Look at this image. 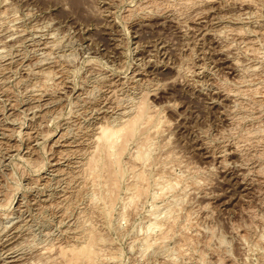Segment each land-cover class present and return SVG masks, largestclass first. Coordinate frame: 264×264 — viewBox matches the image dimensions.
Here are the masks:
<instances>
[{
	"label": "rangeland",
	"instance_id": "rangeland-1",
	"mask_svg": "<svg viewBox=\"0 0 264 264\" xmlns=\"http://www.w3.org/2000/svg\"><path fill=\"white\" fill-rule=\"evenodd\" d=\"M141 103L111 207L94 145ZM90 231L95 264H264V0H0V264Z\"/></svg>",
	"mask_w": 264,
	"mask_h": 264
},
{
	"label": "bare ground",
	"instance_id": "bare-ground-1",
	"mask_svg": "<svg viewBox=\"0 0 264 264\" xmlns=\"http://www.w3.org/2000/svg\"><path fill=\"white\" fill-rule=\"evenodd\" d=\"M80 1V0H79ZM186 1V0H185ZM79 4V3H78ZM149 105V104H148ZM147 105V106H148ZM135 106H137V105H135ZM147 106H145L144 105V103H141V105H138V108H136L137 109V111L135 112V115H134V117L133 118H130L128 121H124L125 123H123L122 122V125H120V126H116L117 128H115V127H112V126H103V128H99L100 130H101V132H99L98 134V138H97V136H96V138L99 140L98 142H97V145H94L95 147H97V148H100V149H103L102 150V152H100V153H97V154H100L101 155V153H104V151H105V153H107L106 154V156L105 157H107V155H108V157L107 158H105V159H103L104 161H106L107 159H108V161H106L105 163L107 164V165H109V166H106V167H110L111 165L110 164H112V165H115V166H117V169H114L113 171H111V173L109 172V173H107V178H104V180L105 179H107L106 180V183H107V185H108V190H107V192H108V194H107V199L108 200H110V204H108V205H111V207L113 206V205H115V204H113L114 202L116 203L117 201L115 200L114 201V199L113 198H116L115 196H114V194H115V192H118V191H116V190H119L117 187H118V181H119V179L123 176V168H122V165H121V158H120V156L124 153L123 151H125L124 149H125V146H128V145H126V142H128L129 140L128 139H130V138H132L131 136H134V130H135V126L137 125L138 126V123H136L137 121H138V119L137 118H140V117H137V116H139V115H141L142 117H144V120L145 119H150V117H152L150 114H149V109L147 108ZM134 108V107H133ZM152 112V111H151ZM157 115V114H156ZM130 117H132V116H130ZM154 117V116H153ZM152 117V118H153ZM127 118V117H126ZM125 118V119H126ZM152 118H151V120H152ZM155 119V118H154ZM154 119L152 120V121H154ZM134 120H136V122L134 121ZM143 120V121H144ZM156 121V120H155ZM140 122V121H139ZM152 123V122H151ZM142 124H143V122H142ZM155 124H157V123H155ZM161 124V123H160ZM110 125V124H109ZM151 124H149L148 123V126H150ZM158 125V124H157ZM115 126V125H114ZM156 127V126H155ZM160 128V127H159ZM153 130H155L154 128H153ZM152 130V131H153ZM157 130V129H156ZM147 131V130H146ZM145 131V132H146ZM140 132V131H139ZM142 132V131H141ZM151 133V132H150ZM149 133V134H150ZM142 134V133H141ZM129 135H130V137H129ZM138 136V135H137ZM150 137H152V136H150ZM144 138V137H143ZM141 139V138H140ZM94 140H96V139H94ZM93 140V141H94ZM101 141V142H100ZM143 141L145 142V140L143 139ZM91 142V141H90ZM100 142V143H99ZM130 143V142H129ZM94 144V143H93ZM147 143H145V145H146ZM142 145H144V143L142 144ZM152 145V144H151ZM150 145V146H151ZM149 146V147H150ZM96 148V150H98L99 151V149H97ZM145 148V147H144ZM143 148V149H144ZM92 149V148H91ZM141 150H143L142 148H140ZM152 149V148H151ZM150 149H148V151H149ZM139 151V150H138ZM90 152H92V151H90ZM97 152V151H96ZM94 154H96V153H94ZM88 155V154H87ZM90 155V154H89ZM105 155V154H104ZM138 156L137 157H135L137 160H138V158H139V160L143 157H146V156H143L144 154H143V151L141 152V151H139V153L137 154ZM145 155H146V153H145ZM92 156V155H91ZM135 156V155H134ZM150 156V155H149ZM94 157H96L95 155H94ZM97 157H99L98 155H97ZM99 158H101V157H99ZM98 158V159H99ZM103 158V157H102ZM110 158V159H109ZM92 159H94V160H96L95 158H92ZM98 159L96 160V161H94V165L95 166H97V168H100V170H102V171H104V166H102V165H106V164H103L102 163V165L100 164V161H98ZM151 159V158H150ZM135 160V159H134ZM136 160V161H137ZM143 160V159H142ZM89 159H88V163H89ZM146 161V160H145ZM92 162H93V160H92ZM92 162L90 163V165L92 164ZM109 164H108V163ZM131 165V164H130ZM145 166V165H144ZM88 167V166H87ZM111 167H114V166H111ZM107 169V168H106ZM105 169V170H106ZM110 168H108V170H109ZM113 169V168H112ZM111 169V170H112ZM96 170V169H95ZM102 171H100V173H102ZM135 171H136V169H135ZM142 171V170H141ZM108 172V171H107ZM134 172V171H133ZM143 173H144V171H142ZM147 172V171H146ZM145 172V173H146ZM95 173V172H94ZM134 173H136V172H134ZM136 174H138V178H139V180L141 181V180H143L144 178H146V177H144V175L142 174V173H136ZM97 175V174H96ZM95 175V176H96ZM94 176V175H93ZM90 177V176H89ZM92 177V176H91ZM149 177V176H148ZM147 177V178H148ZM93 178V177H92ZM98 178V177H97ZM103 178H101V180H102ZM97 180V179H96ZM156 180V179H155ZM161 181V180H160ZM95 182V181H94ZM99 182V181H98ZM136 182V181H135ZM142 182V181H141ZM154 182V181H153ZM155 183V182H154ZM103 184V183H102ZM169 184H172V183H169ZM174 185V184H173ZM120 186V185H119ZM130 186H132V185H130ZM170 186V185H169ZM102 187H104V186H102ZM147 187H149V186H147ZM104 188H106V187H104ZM117 188V189H116ZM169 188V187H168ZM107 189V188H106ZM105 189V190H106ZM128 189V188H127ZM142 189H144L143 187H141V186H139L138 184L137 185H135L134 186V188H132V189H129L130 190V192H129V196H128V198H127V200H129V202L130 203H132V204H134V201H135V199L136 198H138L139 196H141V194H142ZM106 192V193H107ZM126 192V191H125ZM117 194V193H116ZM106 198V197H105ZM113 199V200H112ZM117 199V198H116ZM107 200V201H108ZM106 201V200H105ZM112 201H114L113 203H112ZM108 203H109V201H108ZM129 203V204H130ZM125 205V204H124ZM128 205V204H127ZM132 206V205H131ZM106 207V206H105ZM108 207V206H107ZM107 209V208H106ZM113 209V208H112ZM102 210V209H101ZM103 213V212H102ZM113 213V212H112ZM106 214V213H105ZM104 216V215H103ZM124 217H126L125 215H124ZM172 218V217H171ZM168 221V220H167ZM175 221V220H174ZM173 222V221H172ZM163 223V222H162ZM169 223V222H168ZM159 224V223H158ZM165 225V224H164ZM173 226H174V224H173ZM159 229H161V228H159ZM160 231V230H159ZM94 231H90L88 234H87V238H85L86 239V241H84L85 243H84V245H81L80 247H71V250L69 251L70 253H72L71 254V257H70V259L68 258L67 260V262L65 263V264H95V262H96V258H97V254H99V253H97L96 252V249H95V247H97V246H95V244L97 243V235H95V233H93ZM168 232V231H167ZM161 233V232H160ZM161 235V234H160ZM162 235H165V234H162ZM160 238H162V237H160ZM164 238H166V237H164ZM163 238V239H164ZM159 241H161V240H159ZM158 241V242H159ZM63 248V247H62ZM61 250H63V249H61ZM66 250V249H65ZM98 250H100V249H98ZM68 252V251H67ZM62 254L63 253H65V252H61ZM65 256V255H64ZM70 256V255H69ZM97 263V262H96ZM99 263V262H98Z\"/></svg>",
	"mask_w": 264,
	"mask_h": 264
}]
</instances>
